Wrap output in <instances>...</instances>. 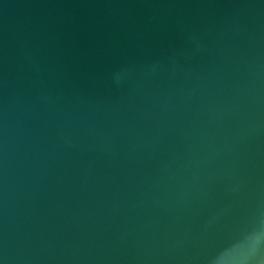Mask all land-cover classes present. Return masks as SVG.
I'll return each mask as SVG.
<instances>
[{
  "label": "water",
  "instance_id": "95a60500",
  "mask_svg": "<svg viewBox=\"0 0 264 264\" xmlns=\"http://www.w3.org/2000/svg\"><path fill=\"white\" fill-rule=\"evenodd\" d=\"M0 264H264V0H0Z\"/></svg>",
  "mask_w": 264,
  "mask_h": 264
}]
</instances>
